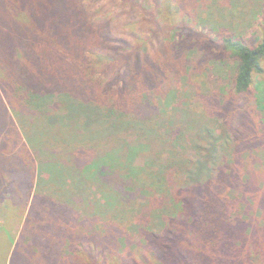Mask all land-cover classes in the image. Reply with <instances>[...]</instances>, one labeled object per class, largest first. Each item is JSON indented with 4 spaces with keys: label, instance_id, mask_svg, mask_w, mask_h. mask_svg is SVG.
<instances>
[{
    "label": "trees",
    "instance_id": "obj_1",
    "mask_svg": "<svg viewBox=\"0 0 264 264\" xmlns=\"http://www.w3.org/2000/svg\"><path fill=\"white\" fill-rule=\"evenodd\" d=\"M112 1L0 0V207L9 203L11 221L19 191L25 205L37 185L51 191L31 203L12 264H39L37 249L54 244L68 264H264V224L251 225L264 217L235 206L232 175L216 176L220 137L205 106L156 120L154 97L197 41L198 0H117V14L95 17ZM262 34L255 48L234 35L208 40L235 63L215 124L247 152L264 141L248 105ZM51 156L59 168L35 177L34 161Z\"/></svg>",
    "mask_w": 264,
    "mask_h": 264
},
{
    "label": "rangeland",
    "instance_id": "obj_2",
    "mask_svg": "<svg viewBox=\"0 0 264 264\" xmlns=\"http://www.w3.org/2000/svg\"><path fill=\"white\" fill-rule=\"evenodd\" d=\"M104 1L108 3L109 0ZM109 3L112 4L106 6L105 9L111 8L109 14L99 11L95 17L106 20L108 16L117 14V5L119 4L117 0ZM161 6L164 14L167 15L168 4L162 2ZM189 10L193 13V27L199 31L197 35L192 36L197 41L193 42L192 49H186L183 55L179 53L176 56V62L178 64L183 63L182 72L167 80L162 85L161 93L159 92L154 97L155 103L153 106L157 107L155 113L158 116L156 120L164 118L168 120L172 118V115L186 114L193 107L204 105L201 119L208 122L211 129L217 128L215 131L217 136L220 137L218 138L219 158L215 166L217 168L216 176L224 179V177L232 175L235 180L232 183L234 185L233 190L229 191L230 199L234 200L237 208L248 204L249 216L256 215L255 218L258 216L261 219L264 217V141L261 142L262 146L259 149L248 152L245 149L239 150L237 148L238 142L228 138L231 128L228 127L229 132H227L225 130L227 125L223 123L215 124L216 117L214 115L219 111L217 105L229 93L228 88L231 84L235 63L229 58L224 59L220 48L211 45L208 40L215 39L214 41L218 42L220 34L234 35L255 48L258 42L257 39H262V32L264 31V0H198ZM100 60H103V63L108 62L104 58L98 57V61ZM178 67L180 68V66ZM262 67L264 69V63ZM98 73L101 76V72ZM218 93L220 94V100L218 99ZM248 98L250 120L254 123V128L259 132L260 137L264 139V71L261 74L256 73L254 75V82ZM148 119L150 118L148 117ZM147 133H151L150 130ZM187 135L186 146L194 147L197 145L196 138L194 139L189 133ZM146 156H151L149 159L152 162L156 161L155 158L158 159L153 152H147ZM59 166V159L55 156H51L49 162L45 163L43 167L40 166V159H36L33 166L36 169L35 177H45L54 169H58ZM250 179L253 182L251 185H246ZM41 191L47 198L51 194L48 188L40 189L39 184L33 189L31 199L27 205L24 203L26 202L24 199L25 194L20 191L15 195L17 199L15 197L11 198V201L16 202L17 200V202L22 203L19 206L16 204L17 218L11 221L7 219L6 212L9 203L4 205L3 208L0 207V234L3 231L5 232L4 236H0V264H12L11 257L17 242L23 236L24 222L27 219L29 207L40 196ZM8 198H10L9 195H7ZM1 208L5 211L2 210L1 212ZM243 215H238V221H240L238 225L242 231L248 233L246 222L244 223L246 218ZM56 218H59L58 214ZM78 218L77 214L73 217V228L78 226ZM248 219L249 217L247 221ZM254 222L263 225L264 218L259 222L254 219L251 224L252 227L255 225ZM5 224L7 227H5ZM53 233L54 231L48 234L53 236ZM54 237L56 238V235ZM10 243L12 245L7 248ZM56 247L55 244L51 245L41 253L40 248H38L32 261L39 262V264L70 263V260L66 258V249L64 252H58ZM6 255L7 257H5Z\"/></svg>",
    "mask_w": 264,
    "mask_h": 264
}]
</instances>
